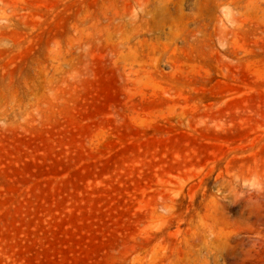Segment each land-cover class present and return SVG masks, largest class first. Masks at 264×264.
<instances>
[{
    "label": "rangeland",
    "instance_id": "rangeland-1",
    "mask_svg": "<svg viewBox=\"0 0 264 264\" xmlns=\"http://www.w3.org/2000/svg\"><path fill=\"white\" fill-rule=\"evenodd\" d=\"M0 264H264V0H0Z\"/></svg>",
    "mask_w": 264,
    "mask_h": 264
}]
</instances>
